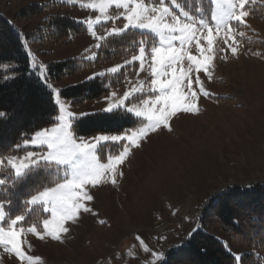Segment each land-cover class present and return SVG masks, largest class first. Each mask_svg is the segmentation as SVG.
<instances>
[{"label": "rangeland", "instance_id": "obj_1", "mask_svg": "<svg viewBox=\"0 0 264 264\" xmlns=\"http://www.w3.org/2000/svg\"><path fill=\"white\" fill-rule=\"evenodd\" d=\"M207 1L208 9L203 5H198L195 10L182 7L196 17L207 16L213 7L211 0ZM30 2L51 6L30 22L15 18L16 12ZM89 2L0 0V10L13 21L22 36L35 30L48 14L68 16L82 24L83 33L70 34L67 40L39 42L23 39L24 47L26 45L33 53L37 63L47 65L54 60H77L79 68L75 72L61 80L51 81L60 90L89 80L88 77L94 73L122 65L136 54L135 48L133 52L113 56L112 37L102 42L103 47L95 48L97 41L87 30L86 23H82L98 14L81 7ZM166 2L178 11L172 0ZM55 3L57 5L53 6ZM249 10L251 14L245 18V25L236 28L237 33H245L243 38L237 36L238 43L233 45L237 47L236 56L224 43L223 33L214 36L212 77L209 79L203 72L200 74L211 96L199 97V114H178L171 121L173 132L165 130L150 134L151 138L143 142L142 149H134L131 162L123 165L124 176L115 186L111 183L99 186V191L94 192V200L87 202L93 209L92 213H82L63 242L47 236L40 240L26 233L24 239L31 247L25 244L24 251L39 258L33 264H146L150 257L140 250L135 240L137 234L143 236L153 250H165L172 244L181 243L189 232L198 227L214 234L232 254L251 251L247 245L232 241L221 226L198 224L200 208L213 194L229 185L264 181V0L250 3ZM110 14L116 15L111 11ZM116 23L122 26L119 21ZM105 27H112V22ZM95 30L97 35L104 34V28L100 26H95ZM134 31L140 34L130 40L133 45L141 40L149 45L158 42L153 33ZM204 44L206 46V42ZM189 47L192 54H199L194 45ZM93 51L95 60L90 59ZM136 67L138 69V65ZM105 78L107 91L97 98L83 102H73L62 96L61 99L77 115L102 112L106 107L104 97L111 91L122 96L128 87L123 76L120 80L124 82L114 85V78ZM147 78V70L140 72L139 76L136 71H130L127 77L131 81ZM139 126L138 121L127 131ZM125 132H98L82 137L121 135ZM108 144L102 149L105 156L121 150V144L115 143L117 152H111ZM44 214L41 219L48 215ZM101 220L105 223L101 224ZM160 236L167 239H159ZM254 254L264 264V252L254 250ZM0 264H19V261L14 253L0 246Z\"/></svg>", "mask_w": 264, "mask_h": 264}, {"label": "snow or ice", "instance_id": "obj_2", "mask_svg": "<svg viewBox=\"0 0 264 264\" xmlns=\"http://www.w3.org/2000/svg\"><path fill=\"white\" fill-rule=\"evenodd\" d=\"M211 3L210 14L200 17L185 10L177 0H172V5L178 11L166 0H90L81 5L98 13L94 19L89 17L82 21L97 41L96 49L103 47L102 42L108 38L122 37L130 30L147 31L158 37V42L150 45L144 40L134 42L136 54L131 55L130 60L88 77L92 80L111 76L122 83L120 77L123 76L127 81L128 87L122 96L111 91L104 97L106 107L101 110L112 114L123 110L138 119V128L121 135L91 138L77 135L75 125L87 113L77 115L70 111L69 104L61 99V90L49 80L48 66L37 63L25 45L32 74L38 73V81L49 90L57 105V114L49 127L24 134L9 145L6 152L0 151V246L14 253L19 264H33L39 259L24 251L25 244L31 247L24 239L26 233L40 240L47 236L63 242L72 225L79 222L81 214L92 213L87 202L94 200V192L99 191V186L107 183L115 186L124 176L123 165L131 162L134 149H142L143 142L151 138L150 134L165 130L173 132L171 121L178 114H199V97L211 96L200 74L203 72L209 79L212 77L214 36L223 33L224 43L236 56L237 47L233 45L238 43L237 36H245L242 31L237 33L236 28L245 25V18L251 14L249 5L255 4L256 0H211ZM110 11L116 15H111ZM117 21L122 26H117ZM109 22L112 27L106 28ZM95 26L104 28V34L97 35ZM192 45L198 55L192 54L189 47ZM90 59H96L94 51ZM0 67L11 73L0 79L8 82L20 78L10 65ZM146 70L149 73L147 79H127L130 71H136L139 76ZM11 120L8 111L0 110V124ZM108 143H120L121 150L105 156L102 149ZM41 171L48 174L49 182L24 200V210L13 216L9 209L17 188L30 175ZM216 198L218 196L210 197L207 206L212 207ZM41 210L48 214L42 219ZM33 212L37 219L25 227L29 213ZM195 231L197 229L189 232L188 237L191 238ZM159 239L166 240L167 237L160 236ZM135 240L140 250L150 257L146 264H169L163 249L153 250L139 234ZM232 257L233 264H244L243 254H232Z\"/></svg>", "mask_w": 264, "mask_h": 264}, {"label": "trees", "instance_id": "obj_3", "mask_svg": "<svg viewBox=\"0 0 264 264\" xmlns=\"http://www.w3.org/2000/svg\"><path fill=\"white\" fill-rule=\"evenodd\" d=\"M184 8L195 10L198 5L207 9V0H177ZM57 5L56 3L53 6ZM51 4L30 2L21 7L15 18L30 22L39 17ZM84 27L68 16L48 14L35 30L24 35L30 41H59L69 39L70 34L83 33ZM137 31L131 30L122 37H112L110 46L113 56L133 52L135 46L131 39L137 38ZM23 36L11 19L0 10V65H10L20 77L6 82L0 79V110H6L12 116L10 122L0 124V151H7L9 145L19 140L24 134H31L39 128L54 123L57 105L46 89L32 74L26 55ZM77 60L71 58L48 62L50 81L61 80L79 68ZM7 68L0 67V76L10 75ZM118 83L115 79L112 84ZM107 91L106 78L86 80L65 86L61 89L62 97L73 102H83L101 96ZM138 120L131 114L119 111L116 114L95 112L82 116L75 125L79 136H88L98 132L119 133L134 127ZM111 145V152H117V145ZM49 182V176L41 171L30 175L16 190L9 209L14 216L24 210L26 200L37 189ZM212 207L206 203L200 208L198 223L201 226L218 225L230 235L235 243L247 245L251 251L243 253L244 264H261L254 250L264 252V181L250 185L234 184L213 194L217 197ZM45 216L44 213L40 217ZM37 219L29 213L25 226ZM191 238L187 237L179 245H170L165 253L169 264H233L232 253L214 234L200 227L196 228Z\"/></svg>", "mask_w": 264, "mask_h": 264}]
</instances>
